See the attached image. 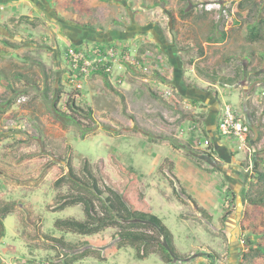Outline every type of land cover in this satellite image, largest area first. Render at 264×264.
Wrapping results in <instances>:
<instances>
[{
    "label": "rangeland",
    "instance_id": "1",
    "mask_svg": "<svg viewBox=\"0 0 264 264\" xmlns=\"http://www.w3.org/2000/svg\"><path fill=\"white\" fill-rule=\"evenodd\" d=\"M209 1L0 0V74L7 75L0 82V206L16 203L3 221L0 264L264 263L255 250L264 246V203L247 200L264 194L254 178L264 157V31L252 61L226 56L248 44V23L264 25V0H220L219 18ZM218 20L227 38L209 42ZM97 43L115 45L147 69L113 65V88L95 72L72 75L67 50ZM171 51L181 58L182 85L170 78ZM242 67L247 75L235 85H219L232 90L222 108L233 105L250 127L242 149L226 138L229 156L209 159L139 128L207 149L209 101L197 91H209L207 73L232 77ZM44 72L58 107L66 110L72 98L92 109L93 120L82 122L95 128L84 138L52 115Z\"/></svg>",
    "mask_w": 264,
    "mask_h": 264
},
{
    "label": "trees",
    "instance_id": "2",
    "mask_svg": "<svg viewBox=\"0 0 264 264\" xmlns=\"http://www.w3.org/2000/svg\"><path fill=\"white\" fill-rule=\"evenodd\" d=\"M223 22L219 21V20L213 21V23L209 26L210 27L209 31L206 34V40L207 41H209V42H223L226 40L227 33L224 30V27H223L224 23ZM79 24L83 27H90L93 30L96 29L95 25H92L90 23L87 24V23L81 22ZM246 27H247L248 44L245 46L243 45L242 47H239L237 49L228 51L226 53L227 57H230V58L235 57V59L242 58V59H245L247 61H252L255 58L254 57L255 56L254 47L260 42V40L263 39L261 36V33H262V31H264V25L260 24L259 21H252L251 23H248ZM217 32H218V34H217ZM97 45L111 46L112 44H110V43H108V44L107 43H97ZM71 48H73L74 50L80 49V48L76 47V45H74V47H71ZM263 51H264V46H263ZM127 67L132 68L129 65V63H127ZM94 72L99 74L102 77V79L105 82L104 84H106L110 88H113V85L111 84V81H110V74L109 73H106L101 69L96 70V71H92V73H94ZM153 74L161 77V79H163V80L165 79L162 75H160V73L158 71H153ZM246 75H247V67H242L238 71L236 69L235 74L232 77H215V76L207 73V76L210 78L211 81L223 83L225 85H233V84L235 85V83H237V81L239 79H241L242 77H244ZM44 77H45V79L43 82L44 87L42 90V94H43V98L52 100V108H51L52 115L55 118H57L58 120L62 121L63 123L70 124V125L74 126L77 130L80 131L81 138H84V136H86L87 133L91 132L95 128L94 125L90 126V125H86L82 122V119H85V118L88 120H91V121L93 120V114H91V113H93L92 109L91 108H84V107L78 105L74 99L70 98L66 102V110H62L57 105L58 99L60 98L59 93L55 97H53L51 92H49L50 89H49L48 83H47L48 82V75L46 72H44ZM6 79H7V75L0 74V82H2V80H6ZM203 117H204V115H202V118ZM139 128L142 129L143 132H145V133H148L151 135H157L164 140H168V141L172 142V144L174 143V145H176V146L184 148L186 151H188L190 153H194L195 155L203 154L207 158L212 159L213 154L216 153L215 147H214V145H212L213 143L209 144L207 149L195 148L192 145H190L191 143L189 141L182 139V138H180L174 134L153 131V130H150V129L143 127L141 125H139ZM207 150H209V151H207ZM195 164L197 166H200L199 161H197ZM121 170L124 173H126V170L123 167H121ZM255 173H256L255 174L256 176H254V178L259 183L264 184V157H260V161L256 162ZM247 200L251 203H256V204L264 203V194L263 195L259 194L256 196H248ZM1 205H2V207L0 206V211H1V213H0V239L5 234V230H4L5 228H4V222H3L4 218L10 212L9 209L13 208L16 205V203L5 202ZM230 213H231L230 211H226V213H224V215L222 216V219H225ZM259 234H257V235H259ZM83 243H85V244L91 243L92 244V241L86 240ZM160 249H161V253H162L161 257L163 258V260L166 263H171L173 261V258L170 255L169 251H167L162 246H160ZM250 250H251V248H250ZM255 250H257L258 252L259 251L264 252V246H262V245L257 246V248ZM244 256L247 257L248 255L245 254Z\"/></svg>",
    "mask_w": 264,
    "mask_h": 264
},
{
    "label": "built area",
    "instance_id": "3",
    "mask_svg": "<svg viewBox=\"0 0 264 264\" xmlns=\"http://www.w3.org/2000/svg\"><path fill=\"white\" fill-rule=\"evenodd\" d=\"M206 8L216 12V16L219 18L220 13L225 12L223 9V3L220 0H211L206 4ZM227 16V15H226ZM217 18V19H218ZM68 61L72 66V75L80 74L88 76L92 71L103 70L106 73L111 74L113 72V65H118V69L121 71L126 70L124 63H129L136 71H145L147 67L144 63L139 62L136 59H127L128 57L122 54V51L116 48L115 45H92L88 49L74 50L69 48L65 53ZM121 76V75H120ZM74 77V76H72ZM120 77L118 81H120ZM79 86V85H78ZM264 91L262 92V94ZM166 96L170 95V91H165ZM218 130L221 137L224 138H235L239 144L237 148L242 149L246 143L247 134L249 133L250 127L247 122L241 119L233 105L230 103L224 104L220 120L218 123ZM201 146H207L209 144L208 139L199 141ZM228 203V202H227ZM225 203L227 206L228 204Z\"/></svg>",
    "mask_w": 264,
    "mask_h": 264
},
{
    "label": "crops",
    "instance_id": "4",
    "mask_svg": "<svg viewBox=\"0 0 264 264\" xmlns=\"http://www.w3.org/2000/svg\"><path fill=\"white\" fill-rule=\"evenodd\" d=\"M163 53H164V55H166L165 52H163ZM177 55H179V54L174 52V51L169 52V57L171 59H174V63H175V65H174L175 70H174V72L172 71V73H173L172 76L173 77H170L172 79V82L175 84V86L183 84V81H182V79H183L182 70L180 68L178 70H176V67H179V65L177 63L178 58H179V60L181 59ZM180 65H181V62H180ZM166 69L167 68H165L164 70H166ZM162 73L165 76V72L163 71ZM166 77L168 78V76H166ZM205 83L208 86H211V87H209V91H206V92L197 91L198 92L197 94H198V97H199L200 100L209 101V103H208L209 112H208V114L205 115V118L203 117V127H204V129L206 131L207 136L212 140V143H213L212 145H214L216 152H218V153H220V152L227 153L228 156H229V152H230L231 147L226 144V138L221 137V135L219 134L218 122H219V119H220V115L222 113V106H221L219 100L221 102H224V99H230L231 95H230V97H228L226 95L229 94V92L232 91V90H229V89L226 90L225 88H220L219 85H222V86L225 85L223 83L213 82V81H210V80L209 81L206 80ZM226 86L228 87L229 85H226ZM204 87H205V85H204ZM214 88L217 90V93H215ZM183 92L185 93V95L186 94H190V95L192 94V93H190L188 91H185V90ZM194 92H196V91H194ZM193 94H195V93H193ZM190 169H191V171L194 169V165L193 164L190 165ZM201 171L204 172L203 170H201ZM8 172H11V171H8ZM208 173L211 174L212 172H206V173L204 172L203 174H208ZM10 174L12 176H16V175H13V173H10ZM208 192H209L208 195L204 196L205 200H203V202L200 203V204H202V205L206 204L205 201L211 196L210 191H208ZM0 260L4 261V258L2 257L1 254H0Z\"/></svg>",
    "mask_w": 264,
    "mask_h": 264
}]
</instances>
